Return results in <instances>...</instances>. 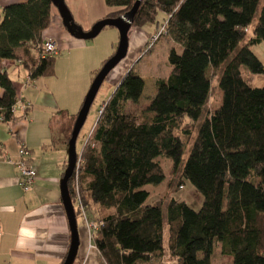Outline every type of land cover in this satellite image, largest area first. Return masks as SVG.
<instances>
[{
	"label": "trees",
	"instance_id": "16d2710c",
	"mask_svg": "<svg viewBox=\"0 0 264 264\" xmlns=\"http://www.w3.org/2000/svg\"><path fill=\"white\" fill-rule=\"evenodd\" d=\"M105 1L116 8L105 17H119L137 0ZM259 3L141 0L132 27L159 26L158 17L164 16L156 40L164 36L173 44L171 72L156 81L147 106L136 110L128 106L140 102L145 80L133 68L124 75L99 109L69 181L77 218L83 215L81 202L85 217L102 223L93 243L104 264H153L166 249L176 264H213L217 252L233 264H264V86L252 84L264 74V63L252 49L264 42V2L252 27ZM54 7L51 0L3 7L0 123L24 117L13 110L18 88L6 60L24 67L33 81L54 74L59 52L49 55L43 47ZM220 70L221 102L209 110L212 79ZM77 115L63 136L67 148ZM193 136L179 187L193 179L202 206L196 210L173 197L164 212V206L149 202L145 186L166 181V158L173 171L180 169ZM112 163L120 166L126 188L116 182L120 178Z\"/></svg>",
	"mask_w": 264,
	"mask_h": 264
},
{
	"label": "crops",
	"instance_id": "0c3cea01",
	"mask_svg": "<svg viewBox=\"0 0 264 264\" xmlns=\"http://www.w3.org/2000/svg\"><path fill=\"white\" fill-rule=\"evenodd\" d=\"M24 1L0 0L2 7ZM73 2L76 4H68L69 9L75 21L87 30L116 10L109 7L105 0ZM56 11L59 13L54 7L53 15ZM56 21L59 22V19ZM137 29L141 28L132 27L130 32ZM150 34L153 35L154 32ZM150 34L143 32L142 41H147ZM64 36H67L66 33ZM51 39L57 42L59 51L67 49L55 36L51 35ZM262 44L264 42L258 45ZM109 50L99 59L102 65L114 52L113 44ZM6 64L18 88V97L31 102L32 107L30 105L26 118L0 123V264H62L71 243L70 226L60 190V181L68 159V148L63 136L71 116L75 113L57 114L52 94L38 87V79L33 85L24 87L29 78L28 71L14 61H7ZM15 72L17 80L13 77ZM54 120H57V125L53 124ZM22 145L31 151V160L38 172L29 191L23 190L19 185V169L14 162H10L17 159ZM49 152L53 155L46 157ZM82 216L86 238L88 228L85 217ZM93 249L98 251L97 248L90 247L88 252ZM84 260L85 258L77 257L74 264H82Z\"/></svg>",
	"mask_w": 264,
	"mask_h": 264
},
{
	"label": "rangeland",
	"instance_id": "374dc122",
	"mask_svg": "<svg viewBox=\"0 0 264 264\" xmlns=\"http://www.w3.org/2000/svg\"><path fill=\"white\" fill-rule=\"evenodd\" d=\"M65 1L67 5L76 4L75 2H73V0ZM263 2L264 0H260L252 27L257 23V20L261 13ZM2 5L3 4H1L0 2V16L2 15L3 10ZM56 19H59V22H57ZM158 19L160 21L159 26H157L156 24H147L141 29L130 32V45L127 56L110 72V74L103 82L91 106L87 120L80 131L77 139V151L79 152V156L82 154L86 138L90 135L98 120L99 109H101L103 103L111 97L124 75L130 69L133 68L134 71L137 72L145 80L146 85L144 94L140 102L138 104L129 103V110H136L146 107L149 103L150 98L157 92L156 81L161 78H166L170 74L171 65L169 63L168 57L173 44L164 36L156 40L163 30L161 24L164 21V16L160 14ZM145 31H147L149 34L151 32H154V34H150L148 40L143 42L141 39V35ZM64 33H66L67 36H64ZM111 33H115V35H112ZM51 35L55 36L57 41L63 43L65 48L67 49H61L59 51V54H57L54 74L40 76L37 80V85L42 90L49 91V93L52 94L54 108L55 110H58L57 114H59V112H64L66 114H76L79 112L83 104V101L93 79L102 67V63L99 59L106 54L104 52L108 51L112 44L114 46V52L112 53V55L115 53L119 42V31L113 26H108L97 37L93 39H78L68 32L63 24L60 14L56 11L54 15L52 13L51 24L43 32L44 41L51 39ZM245 41H247V39H245L241 43V45H243ZM252 49L264 63V44L253 46ZM96 53H98L99 55L96 56ZM37 54L38 53L35 51L34 56H37ZM7 61L12 60H6L5 65ZM242 69L246 71L245 67H243ZM220 76L221 70L215 76H213L212 79L211 97L207 106L209 110L214 109L221 102L222 93L218 86ZM13 77L17 80L16 72L13 74ZM252 84L258 87L264 86V74H257L255 76V79L252 81ZM29 104L32 107V103L29 102ZM53 124L57 125V120H54ZM198 128L199 124H197V126L195 127L194 136L197 133ZM194 136L190 140V142L186 144L180 169H178L176 172L173 171L172 160L166 158L164 160V168L167 176L166 181L159 185L148 184L145 186L146 189L151 191L149 202L152 204L164 206V212H166V207L170 199L173 197L180 200H185L192 208L196 210H199L202 206L203 195L193 179H185L184 186L179 187V180L182 175V167L187 161V158L193 146ZM51 155H53V153L49 152L46 157H50ZM110 166L113 167V171L120 178L116 182L122 188H126L127 180L121 175L119 171L120 166L116 163H112V165ZM168 180H172L173 184L170 185ZM77 221L80 234V247L78 257L85 258L82 264H104L97 250L93 249L88 252V249L90 248V240L89 234L86 235V238L84 237L83 216L79 215ZM166 229H168L167 226ZM166 232L167 240L168 230ZM82 252H85L84 255H82ZM153 264H176V262L170 256L169 250L166 249L165 254L160 259V261H154ZM213 264L233 263L230 257L223 256L222 254L217 252L213 258Z\"/></svg>",
	"mask_w": 264,
	"mask_h": 264
},
{
	"label": "water",
	"instance_id": "95a60500",
	"mask_svg": "<svg viewBox=\"0 0 264 264\" xmlns=\"http://www.w3.org/2000/svg\"><path fill=\"white\" fill-rule=\"evenodd\" d=\"M53 5L58 9L59 14L62 18L63 24L68 32L82 40H90L97 37L106 27L113 26L119 31V42L115 53L110 56L101 69L93 79L91 86L85 96L83 104L78 112L75 120L71 138L68 143V159L67 167L64 171V175L60 181L61 198L68 218L70 232H71V243L69 251L62 264H74L79 253L80 247V234L78 228L77 215L75 205L73 203L69 181L77 167L78 160L80 158L77 151V139L80 134L82 127L84 126L87 117L89 115L91 106L107 76L110 72L127 56L130 37L129 33L132 29L135 16L141 4V0H137L134 6L127 11L125 14L119 17H105L98 20L89 30H84L74 19L68 5L65 0H51Z\"/></svg>",
	"mask_w": 264,
	"mask_h": 264
},
{
	"label": "built area",
	"instance_id": "2783aa9c",
	"mask_svg": "<svg viewBox=\"0 0 264 264\" xmlns=\"http://www.w3.org/2000/svg\"><path fill=\"white\" fill-rule=\"evenodd\" d=\"M43 47H44V51L48 53L49 55H55L59 52L58 44L53 39L46 40L43 44ZM33 84H34V81L29 76L27 81H25L24 87L31 86ZM28 108H30V104L26 102L22 97H18V101L14 105L13 110L15 112H22V114H24V117L26 118ZM10 162H14L19 169V172H20L19 185L25 191L31 190L36 181L37 174H38L37 168L31 160V151L26 146L22 145L19 148L17 159L10 160ZM80 207L85 217L84 208L81 202H80ZM85 221H86V225L88 228L90 247L97 248L95 244L93 243V238H94L95 232L98 230L99 226L102 223L91 221L87 219L86 217H85Z\"/></svg>",
	"mask_w": 264,
	"mask_h": 264
}]
</instances>
